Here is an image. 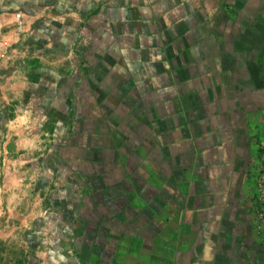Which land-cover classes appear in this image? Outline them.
I'll use <instances>...</instances> for the list:
<instances>
[{"label": "crops", "instance_id": "crops-1", "mask_svg": "<svg viewBox=\"0 0 264 264\" xmlns=\"http://www.w3.org/2000/svg\"><path fill=\"white\" fill-rule=\"evenodd\" d=\"M4 42L1 188L90 264H264V0H0Z\"/></svg>", "mask_w": 264, "mask_h": 264}, {"label": "rangeland", "instance_id": "rangeland-1", "mask_svg": "<svg viewBox=\"0 0 264 264\" xmlns=\"http://www.w3.org/2000/svg\"><path fill=\"white\" fill-rule=\"evenodd\" d=\"M261 163L263 166L264 161ZM261 170L257 217L264 227V169ZM21 179L13 191L0 185V264H90L91 256H82L76 250L75 231L66 234L46 218L48 209L34 207L28 192L33 185L28 175ZM34 179L31 177V181ZM1 180L2 176L0 183Z\"/></svg>", "mask_w": 264, "mask_h": 264}, {"label": "built area", "instance_id": "built-area-1", "mask_svg": "<svg viewBox=\"0 0 264 264\" xmlns=\"http://www.w3.org/2000/svg\"><path fill=\"white\" fill-rule=\"evenodd\" d=\"M14 17H15V29L17 32H20L23 26L21 13L15 12ZM11 45H12L11 42H4V45L2 46V48H0V57L4 56L8 52Z\"/></svg>", "mask_w": 264, "mask_h": 264}]
</instances>
